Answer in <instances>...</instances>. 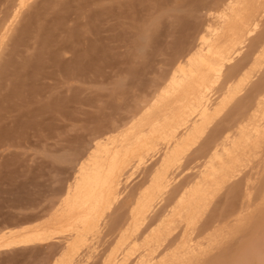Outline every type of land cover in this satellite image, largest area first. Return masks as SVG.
I'll return each mask as SVG.
<instances>
[{
	"label": "rangeland",
	"instance_id": "rangeland-1",
	"mask_svg": "<svg viewBox=\"0 0 264 264\" xmlns=\"http://www.w3.org/2000/svg\"><path fill=\"white\" fill-rule=\"evenodd\" d=\"M21 1L0 0V30L17 14L8 36L0 34V264H264V127L254 137L242 132L236 161L205 187L195 208L159 224L201 164L216 168L218 134L240 137L245 101L264 81V68L249 75L244 108L221 98L227 113L208 127L216 137L208 134L201 146L184 138L203 118L186 116L188 105L148 118L141 134L130 130L163 92L182 88L191 67L214 59L212 41L226 35L223 14L237 0ZM260 18L258 30L264 13ZM263 35L230 51L233 60L226 54L218 92L250 71ZM120 147L121 156L105 168V156ZM160 170L174 183L172 196L152 187ZM89 188L97 195L94 210L68 214L81 195L76 191ZM147 194L150 213L140 225L142 214L132 212Z\"/></svg>",
	"mask_w": 264,
	"mask_h": 264
},
{
	"label": "bare ground",
	"instance_id": "bare-ground-1",
	"mask_svg": "<svg viewBox=\"0 0 264 264\" xmlns=\"http://www.w3.org/2000/svg\"><path fill=\"white\" fill-rule=\"evenodd\" d=\"M28 0H23L21 1V5H25L27 3ZM236 2V7L233 11H229L230 13L228 14H223V17L224 15H226V19L225 21L222 20L223 24L225 25L224 22H227V26H223L221 25L222 27L226 28V35L225 36H222L216 40L214 39V41H212L213 45L212 47L214 46V42H215V46L213 48H215L214 50L216 51V56L214 57V59H211L209 62L208 65H205L203 62H201V58H200V62L204 64L203 65H200V64H197L195 67H191V71H189V73H187V77L185 80H183L185 77H181L182 74L180 75L181 80L183 83V85H180L182 86V88L178 89H173L171 88V90H169L170 88H168V91L166 90V94L165 92H163L164 94L161 95L160 97H158V99L156 98V100H154L155 102H153L154 104L151 105V107L148 109V111L146 112V114L140 119V120H137L135 122V124H133L132 126H130V130L131 132L133 131H137L139 133L140 131V134H141V127L144 126L145 124H148L147 121L148 118H154L153 116H156V115H162V114H168L170 112V110L174 107V108H178V106H182V105H188V107L186 108V111H185V115L186 116H189V115H192V114H200L203 116V118L201 119V121L197 124H194L191 126V130H188V132H186V138L188 141H191L192 143V140H194L197 144H203L205 142L204 138L206 139V137H208L209 135H212L213 132L215 133V130H212V134H209L208 131H210V129L208 130V127H210V125H218L217 123H220L222 120L221 117L227 113V110H228V105L230 102L232 103V105H236L235 107L237 109H242V107L244 106L243 105V102L244 100L241 98L242 94H243V91H244V86L246 84V82L249 81L250 79V74L251 76L253 77L254 74H256V69L258 68L261 72H263L261 69L264 68V45H263V48L262 50H259L260 52L254 56V58L250 57V60H253V66L250 71L248 72L246 68V71L247 73L244 74L243 76V72L240 73L242 74V79H241V76L239 77L240 78V81L238 83L237 81V85L235 86H231L232 88H229L228 85L225 83L223 87H226V92H218V85H217V76H218V70L220 69V64L221 61L225 58L226 54V59L228 60L231 56V52L232 51H235L233 54L235 55L236 54V50L237 48H242V45L244 47H250L252 45H254V42L256 40L257 37H260L261 35H263L264 33V27H262L261 30H258V27H260L259 23H260V17L262 16V14L264 13V0H237L235 1ZM229 3V2H228ZM230 5V4H229ZM231 10V9H230ZM17 12V11H16ZM15 12V13H16ZM227 12V11H225ZM220 14V13H219ZM16 17H17V14L13 15V17H11V19L9 20L8 23H5L4 26L1 27V32L0 34L2 35V37L4 36H8L7 35V32H9L10 28H11V24L12 22H14L16 20ZM263 18V17H262ZM249 22L247 25L245 23V25L249 26L247 28L244 24H241L239 22ZM262 22V21H261ZM14 24V23H13ZM221 27V28H222ZM223 28V29H224ZM222 29V31H224ZM249 30V34H247ZM225 32V31H224ZM250 32H251V35H250ZM222 34V33H221ZM248 35V37L246 36ZM1 37V36H0ZM5 37V38H6ZM4 38V39H5ZM262 38V36H261ZM263 38H264V35H263ZM3 39V38H2ZM259 39V38H257ZM257 43V42H256ZM255 43V44H256ZM262 43V42H261ZM264 43V42H263ZM254 49V48H253ZM240 50V49H239ZM231 51V52H230ZM244 51V50H242ZM241 51V52H242ZM230 52V53H229ZM240 52V54H241ZM247 52V50L245 51ZM256 52V51H255ZM248 53V52H247ZM232 54V55H233ZM238 54V53H237ZM243 54V53H242ZM254 54V53H253ZM244 55V54H243ZM253 56V55H252ZM233 57V56H232ZM232 57L230 58L231 60H233L235 57ZM243 57V56H241ZM252 58V59H251ZM243 59V58H242ZM225 60V59H224ZM223 60V61H224ZM238 60V59H237ZM244 60V59H243ZM226 61V60H225ZM236 61V60H234ZM194 62V61H193ZM192 62V63H193ZM195 62H196V59H195ZM194 62V63H195ZM207 62V63H208ZM241 63V61H239ZM206 63V64H207ZM235 64V62H234ZM242 64V63H241ZM222 66H225L224 64ZM233 62H232V65L229 67L230 69L233 68ZM234 69V68H233ZM244 69V68H243ZM257 69V70H258ZM229 70V69H228ZM187 71V70H186ZM221 71V70H220ZM232 71V70H230ZM235 71V70H233ZM259 72V71H258ZM183 73V72H182ZM234 73V72H233ZM185 76V74H183ZM232 75V74H231ZM223 76V75H221ZM233 76V75H232ZM235 77V76H234ZM233 77V78H234ZM238 77V76H237ZM222 78H227V77H222ZM229 80L230 77H228ZM193 79V80H192ZM197 80V81H200L199 83V88L200 90H195L194 86H195V83H191L192 81ZM190 80H192L190 82ZM219 80V79H218ZM222 80V79H221ZM228 80V81H229ZM185 81V82H184ZM233 81V80H232ZM190 82V83H189ZM221 82V81H220ZM225 82V81H224ZM222 83H223V80H222ZM230 84L231 81L229 82ZM233 84H236L233 82ZM248 85V84H247ZM220 86V85H219ZM252 86V85H251ZM179 87V86H178ZM196 87V86H195ZM249 90V89H248ZM251 90V89H250ZM242 92V93H241ZM249 92V91H248ZM214 93L213 97L214 99H216L214 101V99H212V94ZM219 93L222 94L221 96H219ZM248 94V93H246ZM250 93V96L248 97V100L245 101L247 102L245 105H246V108L244 110H246V112L243 113V118H242V122L240 123V126L238 127V129L240 130L239 131V138L236 137L237 135H234L233 133L231 132H224L225 136L221 137V135L218 134L219 137H216L215 134L212 135V136H215V144H214V150H212L213 152L212 153V159L214 161H216V168L211 170L210 169V165L208 163H204V164H201L199 167H198V170H197V174H196V178L194 181H192V185L191 187L188 189L187 192L183 193L181 196H180V199H177L176 202H174L172 205H171V210L164 215V217L160 220L159 224H162V222L164 221H167L169 220V217L172 215V216H176L180 214H182V212L186 211L187 206L190 208H195L196 207V204H193V203H197V200L199 197H203L204 195V190H205V187L207 185H211L213 182L216 181V178L225 173L226 171V168L228 166H231L235 161H236V154L239 150V148L241 147L239 144L242 143L241 141V137H242V132L243 131H249L250 132V137L251 136H257L260 132V129L262 127H264V81H260L258 83H255V87H254V94ZM244 96V95H243ZM246 97V96H245ZM244 97V98H245ZM221 98H227L228 102L227 104L223 105V103H220V100ZM243 102H241L242 100ZM214 101L216 103V105H214V109L213 110H209V106L212 107L210 104V102ZM225 101V100H224ZM187 102V103H186ZM223 102V101H222ZM226 102V101H225ZM244 102V103H245ZM186 103V104H184ZM213 103V104H215ZM150 106V105H148ZM227 106V107H226ZM183 107V106H182ZM244 108V107H243ZM182 109V108H181ZM211 109V108H210ZM183 110V109H182ZM176 111V110H175ZM174 111V112H175ZM241 113V112H240ZM143 115V114H142ZM169 115V114H168ZM195 116V115H194ZM224 116L222 117V119L224 118ZM170 117V116H169ZM184 117V116H183ZM157 119L159 117H156ZM150 119V120H151ZM172 119V118H171ZM159 120V119H158ZM165 122L167 120L166 117H164L163 119ZM220 120V121H219ZM168 121V120H167ZM169 122V121H168ZM187 122V121H186ZM167 123V122H166ZM190 123V122H189ZM169 124V123H168ZM167 125V124H165ZM164 126V125H163ZM173 126V125H172ZM165 127V126H164ZM187 127V126H186ZM193 127V128H192ZM166 128V127H165ZM179 128V127H178ZM184 128V127H183ZM211 128V127H210ZM229 128V127H228ZM140 129V130H139ZM159 129H163V127H159ZM159 129H155V130H159ZM177 129V128H176ZM237 129V128H236ZM139 130V131H138ZM164 130V129H163ZM180 130V129H179ZM229 130V129H227ZM178 131V130H177ZM127 132V131H126ZM131 132L129 133V135L131 136ZM136 132V133H137ZM172 133L169 135V137L171 136L172 138L175 137L176 135L173 134L174 131H171ZM180 132V131H179ZM233 132H236V130ZM127 133V134H128ZM169 133V132H168ZM176 133V132H175ZM244 133V132H243ZM246 133V132H245ZM166 134V133H165ZM164 134V135H165ZM179 134V133H178ZM182 134V133H181ZM184 134V133H183ZM209 134V135H208ZM236 134V133H235ZM123 135V134H122ZM138 135V134H137ZM246 135V134H245ZM244 135V136H245ZM126 136V135H124ZM128 136V135H127ZM139 137H142L140 135H138ZM202 136V137H201ZM212 136H210L209 138H211ZM122 137V136H121ZM161 137V136H160ZM179 137V136H178ZM247 137V136H245ZM192 138V140H191ZM248 138V137H247ZM246 138V139H247ZM125 139V137H124ZM141 139V138H140ZM183 140V138H181ZM213 139V138H212ZM211 139V140H212ZM249 139V138H248ZM129 140V139H128ZM166 140V139H165ZM174 140V139H173ZM210 140V139H209ZM119 141V140H118ZM122 141V140H120ZM175 141V140H174ZM177 141V139H176ZM184 141V140H183ZM245 141V140H244ZM114 142V141H113ZM173 142V141H171ZM210 142V141H209ZM121 143V142H120ZM174 143V142H173ZM172 143V144H173ZM178 143V142H177ZM212 143V142H210ZM209 143V145H210ZM118 144V142H117ZM181 144V143H180ZM205 144V143H204ZM123 145V142L121 144V146ZM174 145V144H173ZM172 145V146H173ZM179 145V144H178ZM193 145V143H192ZM119 146V145H118ZM126 146V145H125ZM167 146V145H166ZM177 146V144H176ZM201 146V145H200ZM205 146V145H204ZM203 146V147H204ZM181 147V146H180ZM211 147V146H210ZM122 148H124L122 146ZM183 148V147H182ZM212 148V147H211ZM121 147L120 148H115V151L111 152V154L113 156L109 157V153L107 154V156H105L107 158V160L104 162L105 163V168H109V166L111 167L114 162V158L113 157H117V155L119 154L121 156L120 153H123V152H118L120 151ZM125 149V148H124ZM174 149H179L177 147H174ZM172 150V149H171ZM174 150V151H175ZM180 150V149H179ZM123 151V149H122ZM127 151V150H126ZM179 152H182L183 156H184V150L183 151H179ZM186 152V151H185ZM110 154V155H111ZM115 154V155H114ZM179 154V153H178ZM103 155V154H102ZM118 155V157H119ZM177 155V154H176ZM104 156V155H103ZM173 156V155H172ZM175 156V155H174ZM117 157V158H118ZM181 157V155H178V158ZM171 158H175V157H171ZM184 158V157H182ZM100 159V158H99ZM209 159V158H208ZM166 160V159H165ZM213 160H210V161H213ZM101 161V160H100ZM167 161V160H166ZM170 162V161H169ZM179 162V161H178ZM168 163V162H167ZM182 163V161H181ZM210 163V162H209ZM214 163V162H212ZM166 164V163H165ZM164 164V165H165ZM178 164V163H177ZM104 165V164H103ZM164 168V167H163ZM162 168V169H163ZM159 169V168H158ZM161 169V170H162ZM165 169V168H164ZM168 169H173L172 166L171 168H168ZM107 170V171H106ZM104 170L105 172H108L109 170L106 169ZM161 170L156 174L155 178H154V181H155V185L154 183L152 184V187L154 189L158 188V191L159 189L161 188L160 192L163 194L164 197L170 195L173 191V187H174V183H169L168 180H170L169 178L167 179V181L165 180V178H167L165 176V172L161 173ZM176 171V170H175ZM171 172V171H170ZM156 173V172H155ZM172 173V172H171ZM165 176V177H164ZM205 178V179H204ZM176 179V178H175ZM173 180H174V177H173ZM172 181V180H170ZM168 184H167V183ZM173 182V181H172ZM174 182L176 183V181L174 180ZM165 184L169 185V189H168V186L167 188H165ZM177 184V183H176ZM159 186V187H158ZM171 186V188H170ZM176 186V185H175ZM186 189V188H185ZM77 191H80V190H77ZM77 194H80V197L79 199L77 200L76 199V202H74L75 204H72L74 205L72 208L70 207V209H68V214H73V215H78L76 213H79L82 211H84L83 209L85 208H91L93 209L92 207L94 206V202L97 203L95 201V197H97V195L95 196V190H92V189H88V190H85V191H81V192H77ZM150 191V189H149ZM153 190H151L150 192H152ZM154 192V191H153ZM153 192L152 193H149V194H152L153 195ZM175 192V191H174ZM97 193V192H96ZM148 193V192H146ZM144 194V193H143ZM149 194L143 196L141 195L140 197V200L136 203L137 205H135L136 207L134 208L133 212H132V217L136 218L139 214L141 216L140 217H143L144 215L150 213V208H151V204L152 201L150 200V196H148ZM75 195V194H74ZM157 195V193H156ZM161 196L160 194L157 196V199H159L158 197ZM163 196H161L163 199H165ZM172 196V194H171ZM75 198L76 195H75ZM171 198V197H170ZM169 199V198H168ZM172 199V198H171ZM150 200V201H149ZM154 200V199H153ZM166 200V199H165ZM74 201V199H73ZM154 202V201H153ZM172 202V201H171ZM96 205V204H95ZM158 206V204H157ZM155 206H153L154 208ZM152 208V209H153ZM86 210V209H85ZM94 210V209H93ZM145 210V211H144ZM149 210V212H148ZM143 211V212H142ZM140 212V213H139ZM148 212V213H147ZM152 212V210H151ZM139 213V214H138ZM144 213V215H143ZM165 213V212H164ZM163 215V214H162ZM136 216V217H135ZM148 216V215H147ZM177 217V216H176ZM133 218V219H134ZM175 217H173L174 219ZM138 219V218H137ZM137 219H134L135 222H134V225H138L139 226V223L138 221H136ZM142 219V218H141ZM170 219H172L170 217ZM173 219H172V222H173ZM129 220V219H128ZM133 220V221H134ZM139 220V219H138ZM144 217H143V222L140 224L142 225L144 223ZM140 222V221H139ZM137 223V224H135ZM137 227V226H136ZM136 229V228H135ZM126 233V234H124ZM122 233L123 236H120L119 237V240L117 241L119 247L122 248V246H125V243L126 241L128 240L127 238V234H128V231ZM131 234V233H130ZM121 235V234H120ZM126 237V238H125ZM127 239V240H126ZM117 240V239H116ZM115 240V241H116ZM125 240V242H124ZM115 243V242H114ZM121 243V245L119 244ZM124 244V245H122ZM116 247V246H115ZM66 263V262H65Z\"/></svg>",
	"mask_w": 264,
	"mask_h": 264
}]
</instances>
